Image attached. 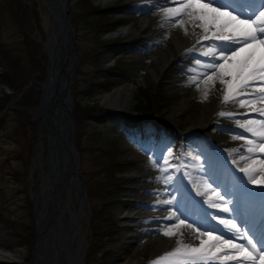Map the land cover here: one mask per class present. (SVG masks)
Masks as SVG:
<instances>
[{
	"label": "rangeland",
	"instance_id": "rangeland-1",
	"mask_svg": "<svg viewBox=\"0 0 264 264\" xmlns=\"http://www.w3.org/2000/svg\"><path fill=\"white\" fill-rule=\"evenodd\" d=\"M79 1L70 0L69 2V15L72 17L75 27L76 50L79 58L75 77L71 83L73 104L74 101L83 103L96 102L101 108L116 113H123L103 107L97 98V94L113 90L115 86L123 82H132L135 85L133 91L135 104L132 112L141 103L144 91L148 90L153 95V105L161 106L154 112L164 116V126H159L157 130L161 134V138L159 140L148 138L146 144H141L133 138L135 137V130L131 129V126H127L120 117L112 118L105 116L104 119L88 118L86 122H82L79 128L76 126L75 140L78 134L79 147L75 143V149L77 151L75 160L79 165L81 181L86 190L81 201L83 203L87 202L88 206L87 213L81 218L82 221L79 220L80 224L78 223V227L81 230L80 233L84 236L83 256L81 255V260L84 259L86 253L88 264H115L113 262L115 257L114 247H120L124 242V226L118 221V210L122 206L130 207L132 197L138 192L140 193L145 190L146 185H143V183L149 182L151 178H154L159 183V188L165 192L164 195L170 197L171 200L174 198L179 199V203L185 201V197L184 199L180 197L181 193H194V191H198L197 185H200L202 182L211 184L209 185L210 187L215 186L218 190L217 192L220 191L219 185H222V183L225 187L230 188L236 185L235 188L239 191L240 195L251 194L264 201V196L254 194L259 193L262 190L261 187L248 183L247 176L240 172L239 169L251 163L250 160H243V162L240 159L241 155L246 157L250 155L246 151L247 147L250 146L247 144V140L254 139L260 142L259 138L253 137L251 133L241 128L237 121L234 120L236 123L234 121L230 122L233 119L232 116L219 115L222 111L231 113L236 109L232 107H237L244 111L255 108L256 103L249 97L251 94L249 93L250 95H245L237 99V101L240 99L246 101L248 105L245 102V107H241L238 102H234V105H230L231 107L228 106L227 108V104L232 101L222 103L221 110L213 117L214 119L212 118L211 122L208 121L204 125L194 126L191 122V115L197 107L204 104L209 98H212L210 86L206 84L202 88L193 91L191 89L187 97L183 91L179 90V84L169 79L170 74H173L170 71L172 68H182L189 73L186 74L187 77L200 75L202 73L201 67L195 62L197 59L202 64L211 62V57H205L201 53L212 42H200L195 46L194 50H192L193 48L189 49L192 51L184 50V64L177 63V65L174 64L176 66H169V69H166L167 72L165 70L161 73V80H154L148 69L149 63L152 62V56L148 51L166 46L168 42L170 44L172 43V35L164 27L166 26L168 28L170 23L173 24V22L167 20L164 13L167 8L174 7V5L163 4L159 0H150L145 8H141L138 12L132 14L127 9H123L124 11L121 10L118 13L114 10H119L121 3L125 2L126 4H130L133 0H118L111 5L105 6L97 0H91L93 7L98 10L113 7V9L109 10L110 12L112 11L109 13V17L113 20L121 19L124 22L121 25H133L141 18H145L149 22V26H146L145 31L143 30L144 32L142 31L140 34L111 37L110 34L121 25L112 31L104 32L101 27L96 26V23L84 22L81 13L84 6L80 5ZM8 2L9 0H0V48L25 71L24 80H27L35 73V69L32 67L27 56L22 30L7 8ZM27 2L29 4L35 2L39 9L44 37L42 39L36 29H34L32 36L41 43L42 49L49 57L46 44H48V40L51 37L53 19L48 12V7L42 0H27ZM235 2L240 9L241 4H243V10L249 12L250 15L253 12L258 14V11H264V7H261L260 0H235ZM159 12L163 13L162 16ZM240 12L245 13L241 10L238 11L239 14H241ZM96 15L97 13L91 16ZM181 18L177 16L174 19L179 20ZM162 25L165 26L160 27ZM157 28H159L158 31L153 32ZM115 39L119 40L113 41ZM107 40L113 41L111 45L106 44ZM171 46L172 52L177 55V48L173 44ZM104 49H107V51L103 56H100L101 69L94 72V55L98 50ZM122 66L125 72L124 75L120 76L117 67ZM3 69V64L0 61V73ZM92 76L97 77L101 82H97L93 87L92 94H88L85 93V90ZM36 82L38 81L31 77L26 88ZM44 82H38L41 86V93L38 103L35 106L42 99L45 91L43 87ZM0 88V108H2L0 111V236L5 239L7 244L13 247H26L27 254L19 264H28L30 248L35 232L32 215V196L37 193L38 186V172L36 168H33V159L36 154V147L42 143V140H39V136L42 133V123L39 115L28 109L34 107L20 105L19 99L21 93H17L8 88L7 83L3 81L0 83ZM205 91H207V99L204 98ZM160 92L165 98H160ZM188 100L189 102L181 112L178 122H172L170 117L174 108ZM61 111L63 113V109ZM136 114L138 116L137 111L136 113L134 112V115ZM150 115L153 118L156 117L153 112ZM252 118L261 120L264 119V116L250 117L245 119V121L252 120ZM60 121L62 122L61 119ZM238 121L241 124L244 123L243 120ZM230 124L234 126V134L229 133L223 127ZM253 127L255 126L253 125ZM144 128L145 131L141 130L140 132L148 133L150 131L148 126ZM188 131L191 135L186 136H191L195 139V144L191 145L192 155L189 157L184 156L185 148L180 144V138L186 137L184 134L188 133ZM123 135L129 136L130 139ZM138 135L137 132L136 138ZM142 140H145V138ZM243 148L245 151H243ZM237 149L241 152L239 151L238 153ZM45 153L46 144L44 143L43 156L37 160L42 162L43 171L47 172ZM252 156L255 158H264V153L257 150ZM154 160L158 161V163L153 164ZM165 160L167 163H165ZM115 161L122 163V170L115 172L112 169ZM151 168L156 169L155 171L159 174L156 175L157 177L150 176ZM112 175L122 179V190L119 192L118 197L111 198V196L96 193L99 191L97 186H103L104 184L102 182H107L106 179ZM240 177H243V180ZM179 180L185 182L183 187H180ZM76 187L77 185L74 180H71L69 185L64 187L63 195L68 197L70 201L69 210H66L62 216L65 231H69V223L67 220L69 211L74 212L76 208H81V202L76 201ZM106 199L110 203L105 206L107 209H104L103 213L101 208ZM191 203L196 217L206 214V211L203 210L202 202L200 200L197 201V195H194V200H191ZM176 205L177 202L172 203L173 207ZM187 209L184 208V211H180L179 213L186 214L189 211ZM157 218L159 217L153 216L151 219ZM4 219L6 222H4ZM101 224H105L106 229L101 228ZM140 224L141 228L145 231L154 227L152 223L151 225H147L146 223ZM100 229L102 232L96 234ZM49 234L50 239L53 241L52 233ZM144 235H147V233ZM28 236H31V238L27 239ZM249 236L253 238V236ZM74 241L76 242L77 239ZM141 243L137 244L134 249H129L128 251L129 255L133 254L131 256L135 262L140 260L139 264H153L154 261L166 253L171 252L177 246L175 242L173 244L174 247L170 245L167 249L163 250L162 248H153L146 241ZM91 249H94L93 253L88 254ZM104 253L105 257L102 259ZM72 254H75L74 250ZM163 264L173 263L164 262Z\"/></svg>",
	"mask_w": 264,
	"mask_h": 264
},
{
	"label": "bare ground",
	"instance_id": "bare-ground-1",
	"mask_svg": "<svg viewBox=\"0 0 264 264\" xmlns=\"http://www.w3.org/2000/svg\"><path fill=\"white\" fill-rule=\"evenodd\" d=\"M97 1H99L103 6H105V5H111L117 2L118 0H97ZM159 1L163 2V4L165 3L171 6L174 5V7L178 6L177 3L174 2V0H159ZM243 12H246L248 15H250V13L247 11L243 10ZM160 14L162 16L163 13L161 12ZM241 15L243 16L244 13H241ZM181 19L187 21L188 18L186 16H183ZM148 24H149L148 20H145V18H141L138 21H136L135 24L133 25L126 24V25H121L117 27L110 35L112 37V36H117V35H122V36L129 35L130 36V34H136V33L140 34L144 29H146L145 28L146 26H149ZM164 26L165 25H162L160 27H164ZM185 27H187L188 29L187 35H185L183 28L179 26L173 27V24L171 23L168 28L166 26L164 27L168 29L169 33L172 35L171 44H173V46L177 48L178 50L177 55H175L172 52L173 50L171 49L172 46L170 42H168L166 46H162L152 51H148L150 52V55L152 56V62L149 63L148 69L151 72L154 80H157V79L161 80L160 79L161 73L165 71L169 66L171 65L176 66L177 63L184 64L183 58L185 56L183 57L182 49L186 46L187 42L193 39H199L200 35H202V32L199 28L193 29L192 25L190 24H185ZM159 28L154 29L153 32L158 31ZM54 30L56 31V29ZM52 35L55 36V33H53ZM204 41H207V40H204ZM204 41H201V42H204ZM216 43H219V42H216ZM46 46L49 52H51L52 46H53V36L49 38L48 44H46ZM170 71L173 73L172 75L170 74V77H169L170 81H175V83L177 82L179 84L178 85L179 90L183 91L186 94V96L190 94L189 90L192 89L193 91L198 88L204 87L206 85L205 80L207 76L211 75V72H212V70L210 69H205V68L202 69L201 67L202 73L198 76H195L196 80L195 82H193V77H187L186 74H189V73L187 71H184L182 68H172ZM207 85L210 86L212 98H209L204 104L197 107L192 113L191 122L193 123L194 126L204 125L208 121L211 122L212 118L221 110L224 86L220 84L219 79L208 81ZM134 88H135V85L132 82H123L122 84L115 86L113 90L98 93L97 98L100 104L105 108L107 107L115 111L131 113L134 110V104H135L134 95H133ZM249 93L251 95L254 94L256 96L260 95L258 90L254 91L253 88H249L246 90V96L250 95ZM53 95H54V92L52 91L51 87L50 86L45 87V92L43 95L42 103H43V109L46 115L48 116L49 114H51L50 119L54 125L53 131L54 133L57 134L59 130L60 132L64 131L66 126L63 125L64 123L62 122L60 123L59 121L62 116L61 110L63 109V104L58 102L56 98L55 100H53L54 99ZM243 96L245 95H241L237 97V99L242 98ZM189 100L185 103L179 104L177 107L174 108L171 114V117H170V120L172 122L174 123L178 122L179 116L181 112L184 110V108H186ZM253 102L256 103L255 108L264 107V102L262 101L255 100ZM230 105H234V102L227 104V108ZM246 105H248V103ZM232 108H236V109H234L231 112L232 113L231 116L233 119L230 120V122L234 120L235 121L243 120L245 122V119H248L250 117L260 116L258 112L252 111V109L244 111V110L238 109L237 107H232ZM28 109L38 114V111L35 109V107L28 108ZM55 119L59 121L58 124ZM232 125L233 124L225 125L223 127L224 129L228 130L229 133H233L235 129L233 128L234 126ZM243 151H245L244 148H243ZM36 154H39L38 149L36 151ZM40 165H41L40 171H41L42 181L40 183L38 193L34 195L37 209L39 212L38 217H37L39 237H38V241L36 243V246L33 252L34 253L33 254L34 264H81V258H82L81 255L83 256L82 244H83L84 236L81 235L80 233L81 230L78 227V223H79V220H81V218H83L84 215L88 211L87 202L83 203V201H81L83 200L82 197L83 195H85L86 190L84 189L83 185H77L76 191H75L76 201L81 202V208L80 209L76 208L74 212L69 211V215L67 217V220L69 223V231L68 230L65 231L63 228L62 216L66 210H69L70 201L68 197L63 195V191H64V187H67L69 183L71 182V180H74L73 171H71L66 159H65V162L63 160L62 161L57 160L53 164L51 170L48 171L49 176L48 178H46L47 172L43 171L42 162H40ZM155 170H156L155 168H151L150 176L153 177V176L159 175L157 174ZM174 174H176V172H174ZM178 182H180L179 183L180 187H183L185 185V182H183V180H179ZM143 185H146L145 187L146 188L148 187V188L147 189L145 188V190L141 191L140 193L138 192L135 196L132 197L131 206L130 207L122 206L118 210V221L124 226V236H123L124 242L120 245V247H114L115 257H114L113 262L115 264H139L140 260L135 262V260L131 256L133 254L129 255L128 251L129 249H134L137 246V244H140L141 242L146 241L148 244H150L155 249L162 248L163 250H165L170 245L173 246V244H175L177 239L181 238L180 233L182 232L184 234L183 240L185 243L192 244L193 246H199L200 244V238H198L199 233L194 231V229H199L201 232L209 230L208 228H204L202 226L201 227L193 226L192 229H189L186 226H181L179 229H174L177 231L176 236L168 237V236L163 235L162 230L165 227H171L177 224V221L175 219H166V217H169L172 214L170 213L172 209L171 204L161 203L162 201L166 199H164L165 196H162L164 192L161 191V189L159 188V183L155 181L154 178L153 179L151 178L149 182H144ZM209 185H210L209 183H204V182H202L200 185H197L198 187L197 192H199L201 189L203 190L195 195H199L197 197L199 198L200 201H202V204L204 203L205 210L209 214L217 215L216 210L211 206L212 204H215L218 198L215 193L216 187H207ZM235 186L231 187V189L234 191H230L231 192L230 195H232L236 199L237 206L234 207L235 209L233 208L231 209V213L229 215L221 214V217L222 218L224 217L226 221L228 220L233 221L238 227H240L239 229H240V232L242 233L247 232L246 229L254 218H256L257 222L260 221L261 225H264V208H263L264 205L262 204L258 205L256 202H253L247 198H243V196H240ZM180 196H182L183 199L185 197L186 202H183V206L186 207L192 204L189 201L191 199H194L193 198L194 194L193 195L192 193L184 194L183 192ZM249 211L250 213H253V215H251L250 217L244 218L240 216V212H242L244 215L245 214L248 215ZM237 212H239L240 219L236 217ZM156 215H158L159 218L161 219H151L153 218V216H156ZM181 220L185 221V225L190 224L189 222L190 220L189 221L185 219H181ZM140 223H146L147 225H151L152 223L154 224V227L152 229H149L148 231L147 230L145 231L141 228ZM218 229L226 231V234L224 236L225 238H231L234 235L233 232L229 231L230 229L228 228L226 224H222V226ZM258 231H259L258 234H261V230H258ZM49 233H52L53 241L50 239L51 237ZM145 233H147V235H144ZM216 233L217 234L215 235L220 234L218 231ZM253 234L257 235L255 232ZM75 239H77L76 242L74 241ZM203 239H207V237H203ZM234 242L244 243V240L238 239ZM51 245H52V248H51ZM73 250L75 251L74 255L72 254ZM26 254H27L26 247H22V248L13 247L7 244L5 242V239L0 236V264H19L20 261L23 260ZM235 254H236L235 250L225 248L224 251L217 253V257H218L217 259L209 261V262L210 264H236V263L239 264V261L237 260L219 258V257H225L226 255H235ZM240 259L242 260V257ZM164 262L175 264V259L170 258L169 260L164 261ZM198 264H202V262H198ZM244 264H253V262L246 261L244 262ZM255 264H260L259 257H257Z\"/></svg>",
	"mask_w": 264,
	"mask_h": 264
},
{
	"label": "snow or ice",
	"instance_id": "snow-or-ice-1",
	"mask_svg": "<svg viewBox=\"0 0 264 264\" xmlns=\"http://www.w3.org/2000/svg\"><path fill=\"white\" fill-rule=\"evenodd\" d=\"M174 2L178 6L165 10V17L173 22V27L183 28L187 35L188 29L185 24H190L193 29L199 28L202 32L197 40L198 44L204 40L212 42L201 53L205 57H211V62L202 64L197 59L196 64L212 70L211 75L207 76L205 80L206 84L208 81L219 79L220 84L224 86L222 103L238 102L241 107H245V101L243 99L237 101V97L246 95V90L249 88H253L254 91L258 90L260 93L258 96L254 94L250 96L253 101L264 102V11H258V14L253 12L252 15L245 12L242 16L236 11L235 0H174ZM260 2L261 7H264V0H260ZM241 11H243V4H241ZM177 16H186L188 19L187 21L175 20L174 18ZM194 48L195 46L192 50ZM195 80L196 77H193V82ZM204 98L207 99V91L204 93ZM252 111L264 116V108H253ZM219 115L231 116L232 113L220 112ZM237 123L253 137L259 138L260 142L254 139L247 140V144L250 146L246 151L250 155L247 157L241 155L240 159L250 160L251 163L241 167L240 172L247 176L248 183L261 187L262 190L254 194L264 196V158H255L251 155L257 150L264 153V119L246 120L242 124L237 121ZM157 163L158 161H153V164ZM165 163H167L166 160ZM240 178L243 180V177ZM216 195L219 196V193L217 192ZM220 199L223 200V197L221 196ZM173 202V200H164L161 203L172 204ZM179 206V202H177V207L179 208ZM211 206L222 207L224 212L230 211L227 201L223 206L218 204ZM166 219H175L177 224L165 227L162 230L165 236H176L177 231L174 229H179L181 226L193 228L192 224L185 225V221L181 220L175 212ZM220 223L226 224L234 233L231 238L214 235V230L201 232L199 229H194L199 233L200 244L193 246L184 242V234L181 232V238L176 241L177 246L171 252L158 258L153 264H163L170 258L175 259V264H198V262L208 264L209 261L217 259V253L224 251L225 248L235 250L236 254L219 257L220 259L237 260L239 264L252 261L255 264L259 257L260 264H264V237L259 240L250 238L247 232H240V229L231 220L221 219ZM203 237H207V239H203ZM238 239L244 240L245 243L234 242Z\"/></svg>",
	"mask_w": 264,
	"mask_h": 264
},
{
	"label": "trees",
	"instance_id": "trees-1",
	"mask_svg": "<svg viewBox=\"0 0 264 264\" xmlns=\"http://www.w3.org/2000/svg\"><path fill=\"white\" fill-rule=\"evenodd\" d=\"M79 2L80 5L84 6V8L81 11L84 18V22H89L92 24L96 23V26L101 27V29H103L104 32L112 31L117 26L124 23L119 18L114 20L110 18L109 13L112 12L109 11L110 9L106 8V9L98 10L97 8H94L91 0H80ZM133 5L132 4L127 5L125 4V2H123L122 5L120 6V9L114 11L118 13L121 12V10L123 11V9H127L132 12H136L137 8H135ZM7 8L22 30L23 42L25 43L27 56L29 58V61L31 62L32 67L35 69L34 71L35 73L32 74L31 77L33 79L35 78V80L38 82H44L47 76V66L49 63L48 55L42 49L41 43L37 41L35 37L32 36L34 29H36L40 33L41 38L43 39L44 37L41 26V17H40L39 9L37 8L35 2L29 4L27 0H9ZM95 13H97L96 16H91ZM70 19L72 21L71 16ZM118 40L119 39H115L113 41H118ZM113 41L107 40L106 44L111 45ZM106 51L107 49L98 50V52L94 55V61H93V63L95 64V70H93L94 72L101 69L100 56H103V54L106 53ZM0 61L2 62L4 67L3 71L0 73V83L1 81L6 82L8 88H10L11 90L17 93H21L19 99L20 105L35 107V105L38 103L39 95L41 93V86L39 85V83L36 82L35 84L30 85L29 87L26 88L31 77L28 78L27 80H24L25 71L22 70L21 67L16 64V61L11 59L1 48H0ZM117 69H118L117 70L118 74L120 76L124 75L125 69L123 66L117 67ZM17 81L19 82L16 83ZM89 82L90 83L88 84L85 93L92 94L93 87L95 86V84L97 82L100 83L101 81H99L97 77L95 78V76H92ZM152 96L153 95L150 93V91L148 90L144 91L141 103L138 104V108L136 109V111L138 112L137 117L132 118L127 115L110 112L109 110H106L98 106L96 102L83 103L80 101H74L73 117L75 119L76 126L78 128L82 124V122H86L88 118L104 119L105 116H110L112 118L120 117L127 125L134 126V128H139V130L145 124L144 121H146V124L152 127L150 135H153L154 134L153 128H155L158 125L162 126L164 124L163 123L164 116L159 115L157 112H154L155 110L157 111V109H159L161 106L153 105L154 102ZM160 98L162 99L165 97L161 94ZM1 109L2 108H0V111ZM151 112H153L157 116V119L151 117L150 115ZM78 141H79V137L77 134L75 140L77 147H79ZM121 166L122 163L115 161L113 163L112 169L115 172H117L119 170H122ZM106 180L107 182H102V184H104L103 186L98 184L99 186H97V188L99 189V191L96 193L104 196L106 195L109 197L111 196V198L118 197L119 192L122 190V183H121L122 179L112 175L111 177L109 176V178H107ZM104 201L105 202L103 204V207L101 208L103 213H104V209H107V207L105 206H107V204L110 203L108 199ZM4 222H6L5 219ZM104 225L101 224L100 227L106 229ZM100 232H102L101 229L99 230V232H96V234H99ZM30 238L31 236L27 237V239ZM93 251L94 249H91L88 254L93 253ZM104 257H105V253L102 256V259H104ZM85 264H88L87 256L85 258Z\"/></svg>",
	"mask_w": 264,
	"mask_h": 264
},
{
	"label": "water",
	"instance_id": "water-1",
	"mask_svg": "<svg viewBox=\"0 0 264 264\" xmlns=\"http://www.w3.org/2000/svg\"><path fill=\"white\" fill-rule=\"evenodd\" d=\"M48 7V12L53 19L52 33L53 36V46L51 52H49V64L47 67V76L43 87H51L54 92L55 98L63 104V113L61 116L63 125L66 126L64 131L60 130L58 133L53 131V123L51 122L49 114L46 115L43 109V95L39 104L35 107L38 111V115L42 123V133L39 136V140H42L40 146L36 147L35 153L38 149L39 154H35L33 159V168L37 169L38 176V186L37 193L39 191L40 183L42 181L40 162L37 160L42 157L43 144H46L45 161L47 165V170L50 171L55 161H64L65 159L73 171V178L76 185H83L80 177L79 165L75 160V155L77 151L75 149V132L76 125L73 117V99L71 96V83L75 77V73L79 64V58L76 50L75 42V27L71 23L69 16V2L70 0H42ZM54 29L56 31L54 32ZM49 51V50H48ZM45 92V91H44ZM56 93V94H55ZM57 95V96H56ZM133 115L134 112L128 113ZM57 124L60 121L55 119ZM61 123V121H60ZM47 171L46 178H48L49 173ZM45 179V178H44ZM43 179V181H44ZM84 186V185H83ZM36 193V194H37ZM33 201V221L35 224L34 238L30 248V257L28 259V264H34L33 252L38 241L39 231H38V209L34 196H32ZM83 249V244H82ZM82 262V260H81Z\"/></svg>",
	"mask_w": 264,
	"mask_h": 264
}]
</instances>
